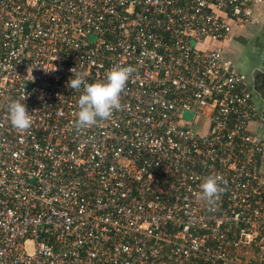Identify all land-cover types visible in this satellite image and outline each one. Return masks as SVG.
I'll return each mask as SVG.
<instances>
[{
    "label": "built area",
    "instance_id": "2783aa9c",
    "mask_svg": "<svg viewBox=\"0 0 264 264\" xmlns=\"http://www.w3.org/2000/svg\"><path fill=\"white\" fill-rule=\"evenodd\" d=\"M262 3L0 0V264H264V112L219 45ZM115 64L121 108L75 128L71 70Z\"/></svg>",
    "mask_w": 264,
    "mask_h": 264
},
{
    "label": "clouds",
    "instance_id": "9594fccd",
    "mask_svg": "<svg viewBox=\"0 0 264 264\" xmlns=\"http://www.w3.org/2000/svg\"><path fill=\"white\" fill-rule=\"evenodd\" d=\"M73 76L67 86L80 91L77 101V112L74 127L86 129L100 120L108 119L114 111L121 108V93L132 73L135 71L131 65L115 64L111 66L102 79L89 82L85 73L71 70ZM25 97L13 99L7 106L8 119L18 131H26L31 127L32 115L29 113ZM224 191L223 179L220 175L211 173L203 177L199 185L197 198L213 207Z\"/></svg>",
    "mask_w": 264,
    "mask_h": 264
},
{
    "label": "rangeland",
    "instance_id": "374dc122",
    "mask_svg": "<svg viewBox=\"0 0 264 264\" xmlns=\"http://www.w3.org/2000/svg\"><path fill=\"white\" fill-rule=\"evenodd\" d=\"M257 6L256 19L235 24L230 38L219 44L235 64L248 75V80L255 70L264 72V3ZM250 87L252 89L251 84ZM253 98L263 111L261 97L254 93ZM258 132L264 135V126H261Z\"/></svg>",
    "mask_w": 264,
    "mask_h": 264
},
{
    "label": "flooded vegetation",
    "instance_id": "af4514ba",
    "mask_svg": "<svg viewBox=\"0 0 264 264\" xmlns=\"http://www.w3.org/2000/svg\"><path fill=\"white\" fill-rule=\"evenodd\" d=\"M249 82L252 85L253 94L257 93L261 97L264 105V72L262 70H255L249 78Z\"/></svg>",
    "mask_w": 264,
    "mask_h": 264
}]
</instances>
